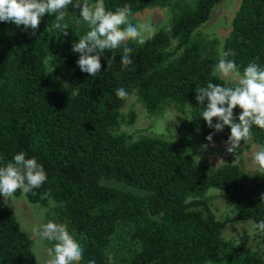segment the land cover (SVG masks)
I'll return each instance as SVG.
<instances>
[{
	"label": "trees",
	"instance_id": "16d2710c",
	"mask_svg": "<svg viewBox=\"0 0 264 264\" xmlns=\"http://www.w3.org/2000/svg\"><path fill=\"white\" fill-rule=\"evenodd\" d=\"M171 1L104 4L109 11L128 5L133 13ZM218 1L179 3L143 45L127 42L132 64L121 67V45L101 54L95 77L79 69V53L72 51L82 36L73 5L64 10L67 35L52 28L54 15L47 13L35 32L0 21V166L18 152L43 166L46 181L26 199L54 201L49 220L66 225L82 246L79 264H264L261 253L221 233L232 221L264 219V193L250 191L233 162L240 146L211 169L195 162L179 138H131L116 131L119 123L133 120L132 112L127 117L120 112L119 88L134 91L149 113L166 105L186 113L200 142L214 129L201 116L195 88L228 84L213 75L219 58L215 40L192 33ZM221 48L235 53L228 59L241 72L250 62L264 68V0H239ZM240 111L233 109L234 118ZM219 132L228 138L230 128ZM251 133V141L264 145V129L253 125ZM209 188L227 195L231 215L214 216ZM258 232L264 241V231ZM0 264H37L28 235L1 198Z\"/></svg>",
	"mask_w": 264,
	"mask_h": 264
},
{
	"label": "clouds",
	"instance_id": "9594fccd",
	"mask_svg": "<svg viewBox=\"0 0 264 264\" xmlns=\"http://www.w3.org/2000/svg\"><path fill=\"white\" fill-rule=\"evenodd\" d=\"M69 5L79 9V15L88 28L78 42L72 43V51L79 53L76 61L79 69L91 77L101 72L102 53H115L116 49L125 45L119 63L121 67H127L133 63L130 57L133 49L127 46V42L143 45L156 31L149 22L132 23L130 6L109 11L105 8L104 0H75V3L73 0H0V21L14 23L17 27L22 25L24 29L31 28L35 32L41 17L47 13L54 15L52 28L67 35V13L64 10ZM230 55L235 53L221 48L213 68V75L226 80L228 86L212 82L206 86L197 85L195 99L203 105L201 116L208 127L216 131H222L225 125L230 128L225 145L226 151L233 153L241 141L251 139L253 125L264 129V68L250 62L241 72L235 62L228 59ZM113 61L114 57L109 58L108 70ZM116 95L124 99L127 92L119 88ZM237 106L241 111L234 118L233 109ZM214 117L218 121L215 124ZM206 139L212 142V134ZM252 160L259 172L264 174V146L253 153ZM46 179L43 166L34 157L26 158L23 152H18L11 162L0 166V195L7 203L17 190L26 195L34 188H39ZM253 226L264 231V219ZM32 230L40 238L52 242V246L47 249L46 264H79L83 259V248L70 235L66 225L49 220L34 226ZM88 264H95V261L89 260Z\"/></svg>",
	"mask_w": 264,
	"mask_h": 264
},
{
	"label": "rangeland",
	"instance_id": "374dc122",
	"mask_svg": "<svg viewBox=\"0 0 264 264\" xmlns=\"http://www.w3.org/2000/svg\"><path fill=\"white\" fill-rule=\"evenodd\" d=\"M185 1L188 0H172L169 4L144 7L131 13L130 20L134 24L149 22L156 30L166 23L171 9ZM238 3L239 0H219L216 2L211 7L208 18L193 30L192 38L214 39L215 51L219 54L223 39L229 32L230 20ZM76 27L81 35L88 30L82 18L76 21ZM222 80L228 84L226 80ZM120 112L126 117L130 112L133 113L131 122H121L116 128V131L123 132L131 138L142 135L158 136L169 140L179 138L195 162L204 164L211 169L226 159L225 141L227 138L213 129L210 132L212 142L206 138L200 142L197 136L198 129L187 122L188 115L186 113L180 114L172 105H166L156 113H149L139 102L134 91H131L124 98ZM239 146L242 149L239 155L233 159V162L239 166L241 181L250 191L264 193V174L259 172L252 160L253 153L264 145L249 139L241 141ZM104 183L119 185L113 181H104ZM206 194L209 197V206L216 218L221 219L232 214L231 202L224 192L216 188H209ZM0 198L5 206L13 212L19 226L28 235L37 264H46L47 249L52 246V242L40 238L32 229L36 225L49 221L54 201L49 199L45 205L30 202L21 190L14 194L7 203L4 202L2 195ZM253 225L249 219L232 221L224 225L221 233L225 238L236 241L251 250H256L264 256V241L261 240L258 230Z\"/></svg>",
	"mask_w": 264,
	"mask_h": 264
}]
</instances>
